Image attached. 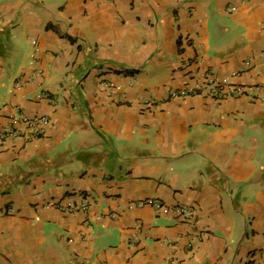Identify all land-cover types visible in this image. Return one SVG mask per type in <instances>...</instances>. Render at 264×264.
Masks as SVG:
<instances>
[{
    "label": "crops",
    "instance_id": "obj_1",
    "mask_svg": "<svg viewBox=\"0 0 264 264\" xmlns=\"http://www.w3.org/2000/svg\"><path fill=\"white\" fill-rule=\"evenodd\" d=\"M205 73L254 92L169 96ZM17 107L48 121L0 139V264H264V0H0Z\"/></svg>",
    "mask_w": 264,
    "mask_h": 264
},
{
    "label": "built area",
    "instance_id": "obj_2",
    "mask_svg": "<svg viewBox=\"0 0 264 264\" xmlns=\"http://www.w3.org/2000/svg\"><path fill=\"white\" fill-rule=\"evenodd\" d=\"M234 74L233 76H236ZM102 85L106 88L114 87V84L108 81L102 82ZM254 87L246 86L242 83H237L231 81V77L219 78L214 73H205L200 78L194 80L191 84L184 85L180 88H175L169 91V96H189L192 94H207L213 98L219 99L226 96H244L252 95ZM260 96L261 93L259 94ZM263 97V96H262ZM156 100L154 98H148L145 101L147 106L154 104ZM47 118L44 116H28L22 112L18 107L16 108V113L11 115V122L9 125L5 126L0 130V139H5L9 136L17 135L21 133L18 124H23L29 130V133L32 135H41L43 133V125L47 123ZM81 201L79 204V209L86 210L90 206L88 197L85 194H80ZM141 204H149L158 209L164 208L165 211H168V207L165 206L161 201L156 199H148ZM64 209L71 208L70 206L63 207ZM172 210L183 221H195L194 210L190 206L176 204L172 206Z\"/></svg>",
    "mask_w": 264,
    "mask_h": 264
}]
</instances>
